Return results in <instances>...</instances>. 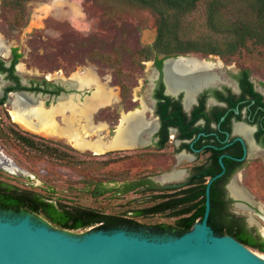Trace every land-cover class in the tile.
Masks as SVG:
<instances>
[{
	"label": "flooded vegetation",
	"instance_id": "1",
	"mask_svg": "<svg viewBox=\"0 0 264 264\" xmlns=\"http://www.w3.org/2000/svg\"><path fill=\"white\" fill-rule=\"evenodd\" d=\"M13 50L6 48L7 55L0 56V107L10 106L11 96L22 94L34 105L42 103L45 110L70 101L71 105L64 111V115H68L71 107L80 108L86 98H81L78 91L92 94L97 87L92 83L80 89L79 82H72L71 77L63 75V81L49 79L46 75L43 81L26 83V73L22 68V72L18 70L19 59L14 63ZM190 53L161 57L154 54L151 90L142 100L145 107L142 105L141 109L122 114L117 112L119 117L107 124L104 123L106 121L99 122L95 118L97 112L118 102L107 92L105 103L99 104L92 114L91 126L97 130L99 125H104L107 135L101 136L103 140L93 139L92 144L99 148L98 152L84 151L96 159L107 160L110 176L106 183L93 181L92 192L98 198L121 201L117 207L119 211L105 213L93 208L45 201L77 215V223L89 224L78 230L123 231L148 238L154 234L179 236L184 225L191 220L193 226L203 219L208 203L207 226L215 236H229L242 245L250 242L252 248L244 246L264 255V204L257 200L248 185L249 172L253 167L258 164L264 170V79L253 81L245 70L229 77L221 62L196 58ZM187 59L210 65L203 78L190 86L191 90L200 85L208 86L195 95H187L184 89L175 94L168 93L167 86L170 89L174 87H169L166 79V64ZM158 60L159 65L156 63ZM70 97L73 98L70 100ZM50 100L55 103L49 104ZM11 111V106L5 111L10 119ZM135 111H142V122L149 126L142 133V144L131 150L112 148L110 142L122 116ZM61 115L55 117L60 118ZM76 119L77 123L85 122L82 117L77 116ZM23 132L37 135L26 130ZM134 150L139 151L129 152ZM0 154L5 156L2 151ZM131 154L142 163L138 172L141 175L121 179L119 176L129 174V169H118L117 165L130 160ZM196 214L199 216L194 218ZM142 221L150 224L144 225Z\"/></svg>",
	"mask_w": 264,
	"mask_h": 264
},
{
	"label": "rangeland",
	"instance_id": "2",
	"mask_svg": "<svg viewBox=\"0 0 264 264\" xmlns=\"http://www.w3.org/2000/svg\"><path fill=\"white\" fill-rule=\"evenodd\" d=\"M206 1H199L196 8L181 19L179 33L185 38L196 39L209 33L205 25ZM216 2L221 24L224 21L226 24L239 22L256 29L261 27L253 0ZM158 24L159 16L154 9L132 0H27L22 7H0V40L5 48H13L20 55L19 66L26 73L25 82H40L46 75L56 73L70 78L73 75L83 77L86 72H91L101 88L118 101L97 112L95 118L102 123L106 121V124L119 117L117 112L122 114L141 109L142 100L149 95L154 53L147 48L155 40ZM220 51L219 55L201 52H191L190 55L221 62L229 77L245 70L253 81L264 79V38H247L244 46L233 52L222 47ZM78 94H82L81 98L91 96L89 92L78 91ZM54 103L49 101L51 105ZM7 110H10L9 105L0 107V151L26 174L17 176L0 169V181L36 193L56 205L93 208L105 213L119 211L117 207L121 201L98 198L92 192L93 181L106 183L110 177L107 160L96 159L89 152L73 148L64 138L35 135L51 142L48 146L57 152L41 149L39 145L38 148L22 145L8 133L13 122L5 114ZM62 118V115L55 117L59 128L64 126ZM82 125L83 121L75 124V135L90 143L93 139L103 140L101 136L107 135L104 125L101 126L105 131L84 130ZM136 151L139 150L129 152ZM259 167L257 164L250 170L248 185L257 200L264 204V170ZM117 168L129 169V174L119 178L133 179L141 175L138 172L142 163L131 154L130 160L118 164ZM0 218H29L35 224L59 230L41 216L29 213L14 215L0 211ZM142 224L149 225L150 222L142 221ZM65 233L78 238L88 232ZM150 238L172 237L154 234Z\"/></svg>",
	"mask_w": 264,
	"mask_h": 264
},
{
	"label": "water",
	"instance_id": "3",
	"mask_svg": "<svg viewBox=\"0 0 264 264\" xmlns=\"http://www.w3.org/2000/svg\"><path fill=\"white\" fill-rule=\"evenodd\" d=\"M208 214L207 203L203 219L172 238L123 231H89L77 238L29 218H0V264H264L263 255L229 236H215Z\"/></svg>",
	"mask_w": 264,
	"mask_h": 264
},
{
	"label": "trees",
	"instance_id": "4",
	"mask_svg": "<svg viewBox=\"0 0 264 264\" xmlns=\"http://www.w3.org/2000/svg\"><path fill=\"white\" fill-rule=\"evenodd\" d=\"M27 0H1V9L7 7H22ZM144 6L154 9L159 16V24L156 29L154 42L147 48L151 53L162 54L164 56L186 54L188 52H201L204 54H221L220 48L228 52H233L237 48L244 46L247 38H264V0H253L256 6L258 19L261 27L253 28L247 24L231 22L228 24L220 21L217 10L216 0H208L205 11L206 27L208 34L196 39L185 38L179 33L182 26L181 19L190 14L201 0H132ZM259 28V29H258ZM14 52V63L20 55ZM157 65L160 64L158 60ZM8 133L20 144L27 147L49 148L52 152H57L51 143L45 139L20 131L15 125L10 124ZM45 152V150H44ZM0 211L12 213H33L41 215L48 223L59 230H78L89 226V224L77 223V215L65 209H61L45 201L43 197L27 190L0 181ZM203 209H201L200 216ZM196 214L194 218L199 216ZM76 220V221H75ZM192 220L184 225L179 236L188 232L191 228ZM177 236V237H179ZM245 246L252 248V244L244 243Z\"/></svg>",
	"mask_w": 264,
	"mask_h": 264
},
{
	"label": "bare ground",
	"instance_id": "5",
	"mask_svg": "<svg viewBox=\"0 0 264 264\" xmlns=\"http://www.w3.org/2000/svg\"><path fill=\"white\" fill-rule=\"evenodd\" d=\"M6 55V48L0 40V56ZM209 66L210 65L208 64H201V62L198 63L194 59L173 62L169 61L165 67L166 79L169 83V87L171 85L174 88L170 89L167 86V92L175 94L181 89H184L187 95H195L200 92L201 89L208 85H200L196 89L193 88V90H191L190 86H193L203 78L202 75ZM18 70L22 72L20 66L18 67ZM47 77L56 81H63L62 75L59 73ZM70 79L72 82H79L80 89L81 87L84 88L86 85H91L92 83L97 86L90 97L84 98V102L80 108L75 109L74 107H71L70 113L68 115H64L65 109L71 105V103H69L70 101H68L69 104L60 103L56 106L50 107L48 110H45L42 103L34 105V103L31 102L25 95L19 94L9 100V104L12 108V122L17 124L23 130L46 138H64L78 150L84 151L86 149H91L98 152L99 148L94 144L84 140L83 137H80L77 134L75 135L77 132L75 124H79L77 123L76 117L79 116L85 119V122L81 126V128L83 127L82 129H92L93 127L91 126L90 116L99 104L105 103L107 100V92L101 88L96 77L91 72H86L82 78H77L73 75ZM74 86H76V83ZM71 98L73 97H70V100ZM141 104L145 107L143 102ZM58 114H62L63 116L62 120L64 122V126L61 128L57 126L54 120L55 116ZM103 127L101 126L97 130L101 131L104 129ZM148 127V125H144L142 122V111H135L128 113L127 115H123L120 125L116 129L115 137L110 142L112 143L111 147L131 150L140 146L142 144V133ZM0 169L17 176L26 174L24 171L19 170L13 161L2 154H0ZM236 192L241 196L240 191L236 190Z\"/></svg>",
	"mask_w": 264,
	"mask_h": 264
}]
</instances>
